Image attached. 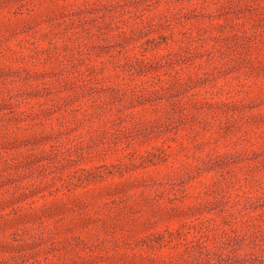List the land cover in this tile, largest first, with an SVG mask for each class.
Instances as JSON below:
<instances>
[{"label": "rangeland", "instance_id": "rangeland-1", "mask_svg": "<svg viewBox=\"0 0 264 264\" xmlns=\"http://www.w3.org/2000/svg\"><path fill=\"white\" fill-rule=\"evenodd\" d=\"M0 264H264V0H0Z\"/></svg>", "mask_w": 264, "mask_h": 264}]
</instances>
